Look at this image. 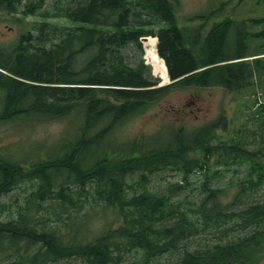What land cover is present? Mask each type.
<instances>
[{
  "label": "trees",
  "instance_id": "trees-1",
  "mask_svg": "<svg viewBox=\"0 0 264 264\" xmlns=\"http://www.w3.org/2000/svg\"><path fill=\"white\" fill-rule=\"evenodd\" d=\"M170 2L0 0V11L42 18L15 46L0 49V68L6 70L0 69V124L72 123L52 144L15 148L0 132V264H150L220 228H230L227 240L219 234L205 247L185 248L177 264H255L264 252V173L255 177L258 196L238 182L237 210L221 202L222 190L215 187L230 169L223 166L254 159L249 154L255 150L248 153L241 135L216 140V121L193 133L172 131L171 125L176 139L167 131L149 144L148 137L162 131L122 142L116 136L126 117L176 87H254V95L264 90L255 79L264 75V10L244 20L226 17L202 34L200 25H179ZM151 19L168 25L153 32ZM155 33L173 81L163 86L142 58L141 36ZM128 45L140 52L134 64L124 54ZM260 106L252 116L255 127L243 134L262 147L264 101ZM166 168L203 170L199 204L176 200L184 182L150 188L154 173ZM91 203L101 205L102 213L111 209L116 226L91 234Z\"/></svg>",
  "mask_w": 264,
  "mask_h": 264
},
{
  "label": "rangeland",
  "instance_id": "rangeland-1",
  "mask_svg": "<svg viewBox=\"0 0 264 264\" xmlns=\"http://www.w3.org/2000/svg\"><path fill=\"white\" fill-rule=\"evenodd\" d=\"M68 1L70 0H65L66 3ZM175 1L178 23L188 27L202 24L199 28L202 33H205L213 26V23L219 25L226 17L235 20H244L248 17L257 16L260 14L259 12L261 10H264V8L261 9V7H264L261 0ZM58 18L61 19L60 23H64L62 17ZM41 19V17H24L19 14L0 11V49L8 50L11 46H15L20 34L30 27L31 22ZM59 19L51 18L50 20L52 22H58ZM151 20L154 22V25H150L148 28L153 30V32H158L162 29V26H164L161 19ZM191 29L192 34L196 35V30L194 28ZM256 29L259 28L252 27L251 31ZM201 32H199L198 39L200 38ZM233 39L234 34L231 32L229 40L233 42ZM253 45L256 44L253 43ZM251 48L254 47L251 46ZM124 54L131 64L136 63L140 57L139 50L133 45H128L124 49ZM144 54L145 51L142 53V58H144ZM144 62L152 68L151 74L156 78H160L155 74L153 66L148 62L146 57L144 58ZM0 69L6 71L5 69ZM257 81V84L264 85V78ZM168 83L169 81H164L160 78L158 86H163ZM253 93L254 87L239 90H227L222 86H211L208 88L196 86L176 87L154 102L148 104L143 111L126 117L119 125L116 136L122 142L126 141V139L131 140L134 136L139 137L141 135H150L162 131L160 135L148 137L146 144H149L155 140V137L162 136L166 138L164 133L170 131L169 127L171 125L176 126L171 128L172 131H175L178 127H183L186 132L193 133L203 126L216 121V140L221 139L225 141L229 140L231 137L234 138L237 135H241L242 142L246 144L245 149L248 150V153H251V150H255L253 152L254 155L249 154V156L254 159L251 162H245L237 166H232L231 164L223 166V169H230L224 171L220 183L215 185V187H219L222 190L221 202L231 205L237 210L236 205L233 204H237L239 201L237 200V196L240 192V185L238 182L242 180L245 181L244 185L249 186L246 193L250 196H258L261 191L259 183H254L258 182L255 177L264 173V145L262 147L261 145L256 146V139H253V137H245L243 134L245 128L255 127L252 116L254 115V111H257L261 107V102L264 101V90L259 88L256 95ZM256 98H258V102H256ZM76 114V112L73 113V115ZM71 124V121L68 119H60L54 122L38 119L33 121L25 120L23 122L18 121L0 124V126H2L0 132H6L5 141H15L14 147L17 148L22 143H24V145L30 143L29 145L31 146L34 142L47 141V143L52 144L60 141L65 131L71 127ZM169 133L171 140L176 139L175 136L172 137L171 131ZM144 137L145 136L141 138L142 141ZM261 140L263 141V138ZM194 154L193 152L190 156ZM257 154L259 156H256ZM259 171L262 172L260 173ZM207 172L209 174V171ZM204 174L203 170H193L190 174H186V172L178 169H161L154 173L150 188L155 191H160L169 186L170 183L184 182V184L187 185L181 193L177 195L176 200L184 202L192 201L197 205L205 196L202 190V184L205 180ZM243 205V207L249 206L248 204ZM88 207L86 214L94 215L90 222L91 234L94 231L95 233H99L110 225L116 226L114 223L115 214L111 212V209L104 210L103 214L101 205L91 203L88 204ZM227 229L230 228L211 229L205 233L199 234L197 237H192L185 244L181 245L179 249L164 254L150 264H177L183 257L185 248L188 250H195L196 248L205 247L217 242L221 238H219V234L227 240ZM231 232L235 233L236 231L235 229H231ZM255 264H264V252Z\"/></svg>",
  "mask_w": 264,
  "mask_h": 264
},
{
  "label": "bare ground",
  "instance_id": "bare-ground-1",
  "mask_svg": "<svg viewBox=\"0 0 264 264\" xmlns=\"http://www.w3.org/2000/svg\"><path fill=\"white\" fill-rule=\"evenodd\" d=\"M144 44L146 58L148 59V62L152 64L154 72L159 75L164 81H167L169 78V74L167 72L166 63L159 55L157 38L149 36L144 41Z\"/></svg>",
  "mask_w": 264,
  "mask_h": 264
}]
</instances>
